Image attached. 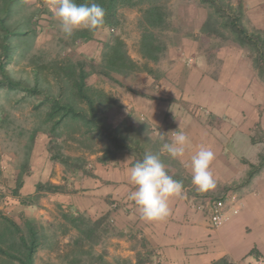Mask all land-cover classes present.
Masks as SVG:
<instances>
[{
    "label": "rangeland",
    "instance_id": "rangeland-1",
    "mask_svg": "<svg viewBox=\"0 0 264 264\" xmlns=\"http://www.w3.org/2000/svg\"><path fill=\"white\" fill-rule=\"evenodd\" d=\"M134 1L138 2L135 6L119 7L117 26H103L91 33L90 38L82 39L63 36L59 31L58 21L54 19L52 11L47 6L49 0H0V17L4 16L9 9L6 25L10 30L25 33L11 36L10 43L16 48L6 68L14 79L21 80L29 86L36 85L43 92L37 96H30L20 91L6 93L0 90V248L5 251L0 252V264H21L19 259L12 258L6 253L23 257L25 247L20 241V235L28 244L30 243L31 237L27 227L29 222L36 236L33 264H95L97 255L101 253L105 261L126 264L115 248L110 253L111 245L103 244L120 232L117 227L118 220L109 214H102L103 210H100L96 204L92 207L94 211L92 209L87 211L89 207L85 204V199L87 191L93 187L85 180L89 176L93 178L94 163L121 167L120 164L131 162L133 165L137 160H142L145 153H158L163 142L171 141L172 131L186 132L181 124L180 127L171 121L170 124H164L161 127L151 124L146 118L132 113V109L122 102V99L136 92L126 83L137 84L141 72H146L152 78L155 77L154 79L163 74L162 63L159 61L165 60L169 47H177L184 53V49L189 45L196 46V53L189 54V57L192 56L193 60L197 58L195 55L200 53L205 58L204 63L200 64L199 60H196V63H190L193 64L192 66L196 65L205 76L213 79H217L218 74L223 71L225 59L231 61L240 57L246 64L249 77L254 79L253 113L259 112L257 106L260 107L261 103L257 96L264 94V81L258 76L254 65L256 52L248 45L242 46L237 43L232 31L219 24L224 20L219 14H216L214 18L217 21L215 26L220 36L212 34L208 37L203 34L201 27L209 12H214L207 3H203L202 0ZM261 1L263 0L253 3L249 0H223L224 3L232 5L234 14L239 15L240 8V21L249 32L258 30L264 36V4L261 5ZM8 2H10L9 5ZM151 3L162 7L167 20L164 28L154 30L158 40H162L166 46V51L162 53L158 61L146 59L139 52L142 18L140 10ZM179 34L187 38L189 43L187 40L180 43L181 40H177ZM0 35L2 36L1 32ZM115 36H119L124 42L127 54L135 62L136 69L122 73L112 72L110 77H107L101 71L102 50L104 44L110 42ZM182 53L178 54L176 59L180 62L181 72L186 75L189 68L185 66V63L190 58ZM135 54L140 55L142 59H136ZM78 62L83 64L87 87L93 92L92 97L95 100L97 114L107 128L106 133L116 136L118 143H123L121 147L120 145L116 147L106 135L86 131V127L79 121L69 122L68 125L61 124L56 131L52 133L49 131L51 123L46 121L47 106L41 105L45 94L57 96L60 87L68 85L67 95L72 98L77 107L87 109L84 101L80 100L75 93L72 95V78L68 77L64 71L68 66ZM182 63L184 66H181ZM35 67L38 68L37 77L33 72ZM229 69L234 68L229 65ZM234 71L229 70V76L226 78L228 82L233 81L231 76ZM227 74L228 71H226ZM95 91L102 93V96L100 97L98 92L95 94ZM160 92L159 86L156 87V93ZM180 97H173L175 104L173 107L178 109L175 112L180 111L181 116L189 114L195 118L197 124L205 123L213 128L218 127L220 121L224 119V117L222 119L213 116L205 106L193 104L189 100L183 101ZM125 112L129 113V118L124 116ZM247 114V118L253 117L249 111ZM247 135H238L231 141L232 148L229 150L231 156H239L237 161L240 168L236 169L237 180L228 183L216 181V188L205 193L196 191L195 186L191 181L189 182L191 177L177 159H172L167 154L161 157L169 175L180 174L189 186L188 190L196 191L197 199L194 195L193 200L200 202L201 205L204 204L207 216L205 201L213 198L220 201L221 196L229 191L232 193H228L225 207L232 206V197L237 200L242 193V188L249 183H246L249 166L243 161L252 160L258 165L264 158V127L259 121L254 123ZM251 137L255 139L254 143L251 142ZM235 139H237V148L234 146ZM105 150L111 151L108 154L111 159L100 162L98 159ZM53 153L69 157L70 160L67 164L52 160ZM240 155L248 159L240 158ZM55 164L61 168L60 176L66 180L63 183L54 184L63 188V191L58 193L75 194L77 203L69 205L71 206L69 208L56 206L52 194L57 196L59 194L55 192L42 190L27 194L34 190L38 183L46 185L50 183L47 175L50 168L52 169L50 176L54 175ZM240 164H245V171L241 170ZM260 172H264V166L255 175ZM18 183L24 190L22 193L18 191V195H15L14 190ZM41 198L45 205L38 203ZM117 203L112 208L117 209ZM121 213L124 214L122 211ZM63 214L74 216L82 214L89 220L103 217L105 221L101 229L108 225L107 232H101L102 238L99 243L92 245L86 240L77 243L80 234ZM10 221L18 227V231ZM128 221L130 219L126 220ZM119 225H122V221H119ZM132 241L131 243H134V240ZM135 245L138 246V243L135 242Z\"/></svg>",
    "mask_w": 264,
    "mask_h": 264
},
{
    "label": "crops",
    "instance_id": "crops-1",
    "mask_svg": "<svg viewBox=\"0 0 264 264\" xmlns=\"http://www.w3.org/2000/svg\"><path fill=\"white\" fill-rule=\"evenodd\" d=\"M249 1L253 3L259 0ZM262 4L264 0L261 1ZM177 37V40H181L180 43L187 40L181 34ZM187 42L189 43L188 40ZM195 47L189 45L184 49V53L177 47H169L165 60L159 61L162 63L163 74L154 79L155 77L152 78L146 72H141L137 84L126 83L136 92L122 99V102L132 109V113L146 118L151 124L160 127L170 124V121L179 126L181 124L191 142L186 148L185 155L177 159L181 167L191 177V156L201 145L208 146L215 153V160L211 165L215 181L228 183L237 180V168H240L237 161L239 156H231L229 152L232 148L231 141L238 135H247L255 122L259 121L264 127V94H258L257 97L261 103L260 107L257 106L259 112L253 113L255 98L252 85L254 79L249 77L246 64L240 57L231 61L225 59L223 71L218 74L217 79H213L205 76L196 65L192 66L193 64L190 63H196V60H199L201 64L205 60L200 53L195 55L197 58L193 60L192 56L189 57V54L196 53ZM180 53L190 58L185 63V66L189 68L186 75L181 72L180 62L176 59ZM135 56L136 59H142L138 54ZM229 65L234 69H229ZM181 66H184V63ZM229 70L235 71L231 76L233 81L228 82L226 78L229 76ZM226 71H228L227 75ZM158 86L160 93H156ZM172 96L174 98L181 96L183 101L189 100L193 104L205 106L213 116L222 119L224 117L226 120H221L216 128L205 123H200V126L193 116L189 114L181 116L180 111L175 112L178 109L173 107L175 104ZM248 111L253 116H250L251 119L247 118ZM128 115L129 113L125 112L126 118L130 117ZM234 146L238 147L237 139H235ZM243 157L240 155V158ZM247 161L254 163L252 160ZM120 165L121 167L94 163L93 178L89 176L85 180L93 187L87 191L85 199V204L89 207L87 211L96 204L100 210H103L102 214H109L118 220L117 227L120 232L112 238H107L108 241L103 243L107 246L111 245L110 253L115 248L124 262L135 264L137 251L143 250L135 245V241L131 243L133 241L126 236V232H133L136 233V238L144 237L148 241L158 255L160 264H210L220 258H226L232 264H256L258 259L264 263V172L255 175L247 186L242 188V193L236 200L238 211L233 213L229 209L230 206L225 207L228 218L219 227H214L205 214L204 204L201 205L200 202L193 200V196L195 195L197 199L198 194L196 191L188 190L189 186L180 174L178 176L182 178L184 186L183 196L170 201V215L167 220L160 223L142 221L134 203L128 199L134 190L128 178L129 170L133 165L131 162ZM244 165L240 164L243 171L246 170ZM54 166V175L50 176L49 173L52 170L50 168L47 175L49 176L48 181L52 184L63 183L66 180L60 176L61 168L57 164ZM22 190L24 189L21 186L19 192L22 193ZM34 191L35 189L27 194H33ZM55 193L59 195L52 194V199L60 208H69L77 203L75 194ZM228 193L230 192L227 191L222 199ZM116 202H118L117 209L112 208ZM38 203L45 205L42 198ZM205 204H207L206 201ZM127 219L130 221L126 222ZM119 221H122L121 226ZM107 262L113 264L108 260ZM156 262L157 258L145 264H156Z\"/></svg>",
    "mask_w": 264,
    "mask_h": 264
},
{
    "label": "trees",
    "instance_id": "trees-1",
    "mask_svg": "<svg viewBox=\"0 0 264 264\" xmlns=\"http://www.w3.org/2000/svg\"><path fill=\"white\" fill-rule=\"evenodd\" d=\"M95 2L105 9L106 15L104 26L109 27H115L118 25L119 17L117 12L120 6H135L138 4V2L134 0H95ZM202 2L207 3L209 5V8L213 9L214 11L213 13L209 12V14L207 15V19L206 21H204L201 27L202 33L207 35L208 37H210L212 34L220 36V32L215 26L217 21H215L216 19L214 18L216 14H219L224 19L220 21L219 24L225 28H229L232 31V33L235 35V40L237 41V43L242 46L248 45L252 48V50L256 52L254 65L257 70L258 76L264 81V36L261 34L262 32L258 30L256 32L248 31V29L240 21V8L238 9L240 11L238 15L237 13L234 14L232 5H230V3H224L223 0H202ZM9 3L10 2H8V5ZM75 3H77L78 5L91 3V0H75ZM8 10L9 9H7L4 16L0 17V32L2 34V36L0 35V90H4L6 93L20 91L30 96L40 95L43 92L38 86H29L21 80L14 79L9 74L6 68V65L10 60V56L16 48L10 43L11 36L25 34L23 32L20 33L16 30H10L8 25H6V16ZM227 10L228 13L230 12L229 14L227 13ZM140 11L142 14V18L140 21L141 36L139 42V52L146 59L158 61L159 59H161L160 57L162 53L166 51V46L162 40H158L154 33V30L162 29L165 27L167 23L166 14L164 13L162 7L152 3L148 4L147 7L141 9ZM91 33L93 32L80 30L76 31L73 36L74 38L88 39L90 38ZM135 69L136 64L127 54L125 44L119 36L113 37L110 42L104 44L102 50L101 71L105 76L110 77V74L112 72L122 73L125 71H133ZM64 71L68 77L72 78V95L75 93L80 100L84 101L87 105V109L84 110L77 107L72 98L67 95V90L69 88L68 85H62L60 87L59 95L57 96L45 94L43 100L41 101V105L47 106L46 121L51 123L49 131L51 133L56 131V128L61 124L68 125L69 122L79 121L84 127H86V131L98 132L100 134L106 135L113 141L116 147H118L119 145L121 147L123 143H118L116 136L113 137L110 133H106L107 128L102 118L97 114L95 100L92 97L93 92L87 87L86 72L84 71L83 64L81 62H78L76 64L68 66ZM33 72L35 74V77H37L38 68H33ZM97 92L98 91H95V94ZM97 94L100 97L102 96V93L98 92ZM254 141L255 139L251 137V142L254 143ZM110 152V150H105L103 155H101L98 160L100 162H106L107 159H111V157L108 156ZM51 159L59 160L63 164H67L70 160L69 157H63L58 153H53L51 155ZM263 160L264 158L259 162L258 165L250 163L247 160L243 161L249 166L246 183L250 182L254 175L264 166ZM171 176L174 179L182 182V178L180 176ZM19 188L20 183L17 184V188L14 190L15 195H18ZM42 190H46L49 192H62L63 188L60 185H54L50 183L46 185L43 183H38L35 187V191L40 192ZM63 216L67 220H69L72 223L73 227L79 232L80 237H78L77 243L82 240H86L92 245L99 243L100 239L102 238L101 232H107L106 226L108 225L101 229V225L105 221L103 217H99L96 220H89L86 219L82 214H77L75 216L70 214H63ZM10 223L15 227L17 231L19 230L18 227L13 223V221H10ZM27 227L31 237L30 243L28 244L25 238L20 235V241L25 247V253L23 257L20 258L15 255L6 253L12 258L19 259L21 264H33L32 256L36 248V236L33 230V226L29 222L27 223ZM126 236L138 243L140 249L143 250L137 251L135 264H145L146 262L151 263L155 258H157L156 264H160L159 257H157L158 255L155 253L154 249L151 248L148 241L144 237H139L137 239L136 233L133 232H128ZM0 252L5 251L0 248ZM103 258V253L97 255L95 264H97V262L99 264H109ZM99 261H101V263ZM125 263L127 264V262ZM210 264L232 263H229L226 258H220Z\"/></svg>",
    "mask_w": 264,
    "mask_h": 264
},
{
    "label": "clouds",
    "instance_id": "clouds-1",
    "mask_svg": "<svg viewBox=\"0 0 264 264\" xmlns=\"http://www.w3.org/2000/svg\"><path fill=\"white\" fill-rule=\"evenodd\" d=\"M47 6L65 38L80 30L94 33L105 25V9L95 0L79 5L75 0H49ZM161 140H164L163 135ZM190 143L183 131H172L171 141L163 142L158 153H145L143 159L137 160L130 168L128 178L134 190L128 199L134 203L142 221H166L170 215V201L183 196V183L168 174L161 157L167 154L172 159L182 158ZM214 160V151L205 145L191 156V183L197 192L205 193L216 188L211 171Z\"/></svg>",
    "mask_w": 264,
    "mask_h": 264
},
{
    "label": "built area",
    "instance_id": "built-area-1",
    "mask_svg": "<svg viewBox=\"0 0 264 264\" xmlns=\"http://www.w3.org/2000/svg\"><path fill=\"white\" fill-rule=\"evenodd\" d=\"M227 196L226 195L221 201L214 200V199H208L206 207L208 211V220L210 224L214 227H219L227 218H228V213L227 210L225 209V202L227 201ZM232 197V203L233 205H230V208L233 213H236L238 211L237 208V203L236 200L233 199ZM256 264H264L261 259H258L256 261Z\"/></svg>",
    "mask_w": 264,
    "mask_h": 264
}]
</instances>
